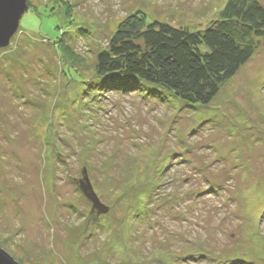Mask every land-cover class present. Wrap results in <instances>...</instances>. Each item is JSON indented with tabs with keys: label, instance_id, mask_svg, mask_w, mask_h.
<instances>
[{
	"label": "rangeland",
	"instance_id": "1",
	"mask_svg": "<svg viewBox=\"0 0 264 264\" xmlns=\"http://www.w3.org/2000/svg\"><path fill=\"white\" fill-rule=\"evenodd\" d=\"M225 1L26 0L0 46V247L15 261L264 264V40L205 105L95 74L125 16L196 31Z\"/></svg>",
	"mask_w": 264,
	"mask_h": 264
},
{
	"label": "trees",
	"instance_id": "2",
	"mask_svg": "<svg viewBox=\"0 0 264 264\" xmlns=\"http://www.w3.org/2000/svg\"><path fill=\"white\" fill-rule=\"evenodd\" d=\"M259 38L264 7L257 0H226L219 18L196 31L132 13L97 54L95 74L115 87L124 77L205 105L253 54Z\"/></svg>",
	"mask_w": 264,
	"mask_h": 264
},
{
	"label": "water",
	"instance_id": "3",
	"mask_svg": "<svg viewBox=\"0 0 264 264\" xmlns=\"http://www.w3.org/2000/svg\"><path fill=\"white\" fill-rule=\"evenodd\" d=\"M27 9L26 0H0V46H5L14 32L22 13ZM84 177L78 181L79 188L84 196L92 203V209L103 212L104 206L99 202L93 191L85 172ZM106 210V209H105ZM0 264H19L4 249L0 247Z\"/></svg>",
	"mask_w": 264,
	"mask_h": 264
},
{
	"label": "flooded vegetation",
	"instance_id": "4",
	"mask_svg": "<svg viewBox=\"0 0 264 264\" xmlns=\"http://www.w3.org/2000/svg\"><path fill=\"white\" fill-rule=\"evenodd\" d=\"M260 39H263L264 40V38H260Z\"/></svg>",
	"mask_w": 264,
	"mask_h": 264
}]
</instances>
